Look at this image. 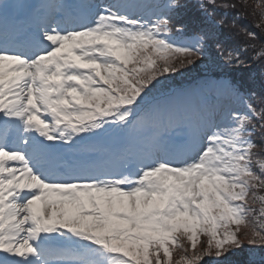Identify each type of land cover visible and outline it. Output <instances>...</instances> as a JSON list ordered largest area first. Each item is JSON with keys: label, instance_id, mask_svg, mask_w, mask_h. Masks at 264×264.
<instances>
[{"label": "snow or ice", "instance_id": "6c2138e0", "mask_svg": "<svg viewBox=\"0 0 264 264\" xmlns=\"http://www.w3.org/2000/svg\"><path fill=\"white\" fill-rule=\"evenodd\" d=\"M188 7L0 3V264H229L245 243L264 246V68L259 105L255 78L224 82L231 106L194 118L153 97L219 44L229 11L264 32V0H199L195 17ZM245 35L253 55L225 49L227 63L264 62L256 33ZM177 131L182 158L167 149ZM109 134L149 147L90 164L87 145ZM66 146L84 148L79 162H64Z\"/></svg>", "mask_w": 264, "mask_h": 264}, {"label": "trees", "instance_id": "16d2710c", "mask_svg": "<svg viewBox=\"0 0 264 264\" xmlns=\"http://www.w3.org/2000/svg\"><path fill=\"white\" fill-rule=\"evenodd\" d=\"M188 11L187 15L195 17L198 13L197 5L199 0H187ZM249 4H254L255 0H248ZM211 10V9H209ZM219 15L217 16V19ZM236 18V10H231L228 13L226 25L222 29V34L219 36V44L213 42L210 45L208 55L201 61H198L194 67L190 69H183L180 73L168 77L167 79L162 78V86L153 93V97H159L162 94H166L170 91L172 87H178L179 91L175 93L173 99L167 98L161 101L159 108L164 113L169 112H180L181 116L186 117V111L188 113L199 110V99L196 95L190 92L192 89L199 88L201 90H210L208 87L213 79L226 78V81H241L245 80L251 82L254 78L256 79V85L254 90L258 93V98L255 101L257 105L260 104L259 98V72L261 68H264V62H257L248 60V67H239L236 64L227 63L221 56V52L225 49L231 50L233 52H238L243 59H247L253 55V50L248 48L247 51L243 49L249 43L247 36L245 35V30L248 32H255L257 35V40L254 42L257 44V50L261 45H264V32L261 28L254 26L256 19L251 15H245L243 18L235 19V26H232L233 20ZM179 27V25H176ZM264 27V26H262ZM189 31H194L189 29ZM177 39H188V36L183 37L177 36ZM183 85H187L186 89H182ZM223 85V83H222ZM220 85L217 88L220 94V102L231 105V101L228 98L226 89ZM228 99L229 102L225 101ZM204 109V107L202 108ZM257 144L260 145L256 151L260 158H264V144H261L259 138L257 137ZM260 194H264L261 192ZM257 209L259 204L254 205ZM246 229L241 230V232ZM207 237L203 234L200 235L199 243L197 248H202L206 245ZM179 242L184 244L186 247L190 248V242L187 241L186 237L180 236ZM183 254V249L177 246L176 252L174 254V259L179 260ZM207 259V258H205ZM229 264H264V246H249L247 243L244 244L242 249L237 250L233 255L229 257Z\"/></svg>", "mask_w": 264, "mask_h": 264}, {"label": "rangeland", "instance_id": "374dc122", "mask_svg": "<svg viewBox=\"0 0 264 264\" xmlns=\"http://www.w3.org/2000/svg\"><path fill=\"white\" fill-rule=\"evenodd\" d=\"M33 1L35 0H25V3L29 4V3H33ZM87 0H77L76 3H86ZM3 0H0V3H2ZM41 3H44V0H41L40 1ZM100 2V1H99ZM98 2V3H99ZM105 2H107V0H105ZM223 81L222 80H213L211 81V83L209 84V87L212 88V87H218ZM214 89H211L209 91H205L203 96L206 97L204 99L205 100H210V99H216V95L214 94ZM218 99V97H217ZM205 103V102H204ZM207 103V102H206ZM177 114H180L177 112ZM189 115V114H188ZM196 116V113H192L189 115L190 118H194ZM170 140H169V143H168V147H176L174 146V143H175V139L177 138L178 135H184L182 132H173V133H170ZM145 137L144 136H140V137H137L135 139H131V138H127V137H122V136H114V138L112 139L116 148L114 146H112L110 148V154L108 156H106L103 161H100L99 163H97V165H104V164H107L109 162H116L113 158L114 157H117L119 155H122V154H125V151L126 149L124 150V146L126 145H130V152L131 153H135V152H138L140 151L141 149H146L149 147V145L145 142ZM125 140V141H123ZM121 141H123L121 143ZM95 147L97 148V146L95 145ZM187 148H183L182 150H185L186 151ZM76 153L79 151V149H76ZM178 158H182V153H179V156ZM91 161V160H90Z\"/></svg>", "mask_w": 264, "mask_h": 264}]
</instances>
